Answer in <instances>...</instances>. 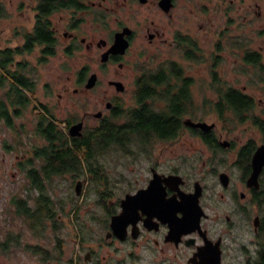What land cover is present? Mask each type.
Segmentation results:
<instances>
[{
  "label": "flooded vegetation",
  "instance_id": "obj_1",
  "mask_svg": "<svg viewBox=\"0 0 264 264\" xmlns=\"http://www.w3.org/2000/svg\"><path fill=\"white\" fill-rule=\"evenodd\" d=\"M214 1H220L217 7L225 8V0ZM235 1L227 4L229 11L235 7ZM90 2L81 12L102 22L106 16L104 1ZM161 2L155 0L153 4L161 13L173 16L177 0H171L168 11ZM260 10H264V5ZM81 17L63 15L60 29L54 24L60 46L64 45L62 52L67 56L81 47H85L90 59H98L94 51L101 54L96 68L84 66L81 70L84 77L78 78L81 72H77L75 90L86 96L85 103L95 105V111L82 108L79 118L69 124L70 131L73 125L83 123L73 136L96 129L104 121L124 119L125 122L133 110L144 107V102L160 110L167 97L176 100L180 95L187 99L182 102L185 110L172 118L173 131L166 134L142 132L139 135L147 136L146 140L129 141L126 147L119 148L125 158L121 179H106L104 175L92 181L91 188L84 180L76 179L75 186L81 180L78 195L84 196L87 189L91 190L93 207L85 212L83 220H79V249L73 263L264 264V168L259 175V186L248 183L253 171V154L264 143V137L260 143L253 141L244 145H238L230 137L232 123L238 121V110L229 98L236 93L252 100L253 108L245 111L243 123H253L252 115L264 120V107L257 111L256 96L247 92V85L241 88L222 82L215 67L210 69L213 79L209 83L200 80L196 85L193 76L196 72L191 69L194 74L188 73L176 59L170 57L150 66L151 60L159 54L147 55L146 50L141 49L144 41L167 42V32L173 28L171 44L176 48L184 46L189 55L187 57L184 51L187 60L200 64L208 61V53L192 26L183 31L171 22L169 26L156 25L153 19L150 24L145 23L147 26L142 32L140 23L120 21L107 39L90 38L82 29ZM126 27L130 28L126 34L129 40L126 52L112 53L103 61L102 54L113 44L115 34ZM224 33L225 30L221 32L222 37ZM222 37L218 39V49L211 52L212 58L220 56ZM183 41L187 45L182 44ZM135 42L140 50L138 48L132 57L131 48ZM250 52H256L264 60V49L252 48ZM168 61L179 67L163 68V63ZM127 65L132 69L123 71ZM198 69L200 75L208 71L204 67ZM93 73L97 74V81L88 88L86 83ZM162 73L169 75L170 93L165 83L147 82L153 75L162 79ZM194 85L205 92L203 99L195 98ZM118 114L123 116L118 119ZM210 115H215L216 120L209 122ZM205 123L213 126L206 129L202 125ZM254 125L264 135L262 126ZM79 214L80 211L77 217ZM84 228L90 231L87 238L81 234ZM86 240L89 243L85 248Z\"/></svg>",
  "mask_w": 264,
  "mask_h": 264
},
{
  "label": "rangeland",
  "instance_id": "obj_2",
  "mask_svg": "<svg viewBox=\"0 0 264 264\" xmlns=\"http://www.w3.org/2000/svg\"><path fill=\"white\" fill-rule=\"evenodd\" d=\"M0 1L8 10L7 16L0 19V48L16 47L23 42L21 32L23 27L32 29L36 1ZM90 1L98 2L99 0H87V3H91ZM103 1L106 5V13H104L106 16L101 20L102 22L93 19L88 13L79 12L77 14L82 16V29L90 38L104 37L107 39L109 33L117 29L120 21L140 23L139 27L142 32L145 31L146 24H150L153 19L156 25L169 26L171 22L172 26L183 31L192 26V31L194 33L197 31L198 39L210 57L208 61L200 64L187 60L184 54L185 47L179 45L176 48L175 44H171L173 28L167 32L169 38L167 42L144 41L141 49H145L147 55L159 54L151 60L150 66L153 67L162 60L167 61L166 59L170 57L176 59L188 69V73L196 72L193 75L196 85H199L200 80L209 83L213 79L210 69L215 67L218 69V77L223 80L222 82L237 84L241 88L247 85V92L257 98V111L263 109L264 69H261V66L247 63L243 54L245 49H264V10L262 12L260 10L261 5H264V0H236L232 11H229L227 6L231 0H225L224 10L220 6L217 7L220 1L177 0L171 17L158 10L153 4L155 0H148L147 3L139 0ZM63 15L70 16L71 13L58 12L52 16L58 29H60V20ZM223 30L225 33L222 37ZM220 37L222 40L218 53L221 58L217 65H214L215 62L210 54L218 49L217 42ZM241 40L248 41L245 48L239 46ZM63 47L64 45L60 46L59 42L58 52L43 58L38 46L27 54L26 59L29 61L28 69L38 77L36 96L39 101L46 103L59 120L74 121L79 118L83 107L95 111V105L92 102L85 103L86 96L76 91L75 88L78 87L77 72L80 73L84 66L91 69L96 68L101 54L94 51V57L98 55V59L94 60L93 57L90 59L87 57L85 47H81L75 49L74 54L67 56L62 52ZM138 48L140 50L135 42L131 48L132 57H135ZM261 65L264 66V60ZM202 67L207 68L208 71L200 75L198 68ZM131 69L132 66L127 65L123 71ZM196 85L193 88L194 95L197 100H201L205 92H201L200 87ZM31 109L29 107L16 118L17 130H19L17 138L12 130L5 126L4 129L0 127V264H74L79 249L78 223L86 217L85 212L93 207L91 205L93 196L90 189H87L84 196L76 193V179L84 180L89 188L92 186V181L102 179L104 175L106 179H121L125 171V158L119 149L121 146L112 145L104 153L96 155V165H101L102 169H99V166L95 172L68 171L45 180V193L56 204V218H48L42 226L39 225L37 229H34L29 224L32 221L15 213L17 206L11 202V198L18 195L16 198H27L28 204L34 207V196L39 192L36 188L28 186L29 177L26 169L32 167L28 163L29 157L33 156L32 152L22 150L23 144L30 146L32 142L42 141L34 132L36 119ZM209 117V122L216 120L215 115ZM119 122H124V119H120ZM62 125L65 123L62 122ZM232 125L234 128L230 137L234 138L238 145L253 141L260 143L264 137L260 129L251 122L243 123L238 120ZM19 140L22 143H19ZM35 162L34 165L38 164L39 160L36 158ZM79 211L80 214L77 217ZM81 234L87 238L90 231L84 228ZM88 243L86 240L85 248Z\"/></svg>",
  "mask_w": 264,
  "mask_h": 264
},
{
  "label": "trees",
  "instance_id": "obj_3",
  "mask_svg": "<svg viewBox=\"0 0 264 264\" xmlns=\"http://www.w3.org/2000/svg\"><path fill=\"white\" fill-rule=\"evenodd\" d=\"M35 17L32 29L25 26L21 31L23 42L16 47L0 48V127L4 126L14 132L15 138L19 135L16 118L22 115L29 107L35 113V134L42 141L32 142L30 146L22 145V150L32 152L29 157V169H26L29 177V187L39 190L34 196L35 206L28 204L27 198H11V202L17 207L15 213L22 215L29 222L31 227L37 229L42 226L46 219L55 217V202L45 193V180L53 175L71 172H95L101 165H96V155L104 153L112 145L126 147L129 141L146 140L147 136H140L139 133H154L156 131L166 134L174 130L173 116H178L185 110L182 103L187 98L180 95L177 99L167 97V102L162 109L149 106L144 102L143 108H138L130 113V118L125 122L104 121L96 129L84 131L81 136H73L69 131V120H59L50 110L46 103L39 101L36 96L38 77L32 70L28 69L29 61L27 54L38 46L42 57L46 58L58 52L59 37L54 28L52 16L58 12H67L76 16L83 9L88 7L87 0H35ZM7 7L0 1V19L7 16ZM241 40L239 46L245 48L246 44ZM182 44L187 45L186 41ZM244 60L249 64L261 66L262 58L256 52L245 49ZM189 57L187 50L185 51ZM211 58L213 57L212 54ZM20 56V59H18ZM210 58V57H209ZM221 56L212 58L215 62ZM163 68L179 67L172 62H164ZM85 73H80L84 77ZM148 80L151 84L165 83L166 91L170 93L169 75L162 73L157 79L154 75ZM164 78V79H163ZM146 97H144V101ZM233 107L238 110V120H245V111L253 108V102L245 96L233 93L229 98ZM121 114L117 115L119 119ZM254 124H260L264 130V120L259 115L251 116ZM228 120L225 118V122ZM62 122L65 125H62ZM129 134V135H127ZM19 143L22 141L19 140ZM36 158L39 163L34 165ZM24 164V163H23ZM94 174V173H93ZM103 178V177H102Z\"/></svg>",
  "mask_w": 264,
  "mask_h": 264
},
{
  "label": "water",
  "instance_id": "obj_4",
  "mask_svg": "<svg viewBox=\"0 0 264 264\" xmlns=\"http://www.w3.org/2000/svg\"><path fill=\"white\" fill-rule=\"evenodd\" d=\"M141 2H146V0H140ZM162 7L165 10H169L172 6V2L171 0H162L161 2ZM129 27H126L123 31L121 32H117L115 34V40L113 42V44L111 45V47L102 54V60L105 61L108 59L110 54H124L127 50V48L129 47V40L126 38V34H129ZM97 81V74L93 73L91 74V76L89 77L87 83H86V87H92L95 85ZM117 84H119L120 82H116ZM99 115V114H96ZM83 123L80 122L78 124H75L71 127L70 133L72 135L77 134V130H80L82 128ZM206 129H210L213 125L212 124H202ZM252 163H253V171L251 176L249 177L248 183L250 185H256L259 186V175L261 174L263 168H264V143L260 144L258 146V148L256 149L255 153L253 154V158H252ZM76 193L80 194L81 192V180L78 181V183L76 184Z\"/></svg>",
  "mask_w": 264,
  "mask_h": 264
}]
</instances>
